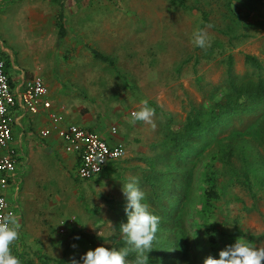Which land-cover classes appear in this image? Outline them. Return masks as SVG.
<instances>
[{"label":"rangeland","instance_id":"1","mask_svg":"<svg viewBox=\"0 0 264 264\" xmlns=\"http://www.w3.org/2000/svg\"><path fill=\"white\" fill-rule=\"evenodd\" d=\"M186 1L192 9L176 7L171 0H0V41L12 49L19 64L22 61L28 64L29 70L35 69L33 54L24 42L35 44L49 77L64 85L67 81L82 93L83 98L76 101L94 106L90 108L99 112L98 118H94L97 123H91L98 132H107L106 126L110 131L126 106L129 111H137L142 106L136 105L147 100L155 110L154 127L142 121L130 125L137 126L135 135L139 138L132 146L144 149L145 153L142 152L144 156L138 159L139 163L128 155L116 161L117 186L110 188L108 195L92 189L97 184L95 179L77 176L75 186L79 184L81 190H90L91 195L76 193L74 186H67L61 192L58 185L68 180L52 175L58 184L54 193L69 192L66 202L63 199L50 202L51 197L47 196L38 204L31 197L25 200L23 215L16 209L20 233L13 254H25L31 264H40L37 251L56 258L65 255L80 260L75 256L86 252L79 243L88 239L116 247L111 239L103 242L97 239L99 236L122 238L119 220L126 212L124 207H119L117 212L110 201L124 200V182L141 178L143 170L139 172V169L147 163L149 154L159 155L156 147L167 124L179 130L194 107L207 103L211 91L223 87L228 77L229 56L233 57L234 73L241 76L252 69L246 64V54L257 56L264 64V0ZM205 12L208 20L204 19ZM61 15L68 32L64 38L59 37L57 25ZM200 30L208 34L210 46L206 49L192 43L194 34ZM92 47L109 55L114 65L95 59ZM50 67H54V74ZM222 93L220 90L215 96L217 100L222 98ZM254 121L255 114L245 113L241 118L219 124L213 132L196 140L198 154L192 153L191 158L199 161L180 227L182 238L191 244L193 254L202 264L208 256L218 258L219 252L237 239L264 246V184L256 185L251 192L238 180L231 179L212 150L215 136L224 138L242 127L246 136L252 138L244 128H252ZM263 145L264 141L260 140L258 147L264 153ZM234 160L238 167L242 165ZM159 166L164 168L163 163ZM27 169L18 180L21 194ZM209 171L216 172L219 187L223 189L213 211L205 207L203 196ZM65 173L66 168L58 169V175L65 177ZM70 173L76 175L75 169L71 168ZM163 201L167 207L173 206L176 212H181L179 204ZM150 207L158 209L153 202ZM128 264L136 263L128 261Z\"/></svg>","mask_w":264,"mask_h":264},{"label":"trees","instance_id":"2","mask_svg":"<svg viewBox=\"0 0 264 264\" xmlns=\"http://www.w3.org/2000/svg\"><path fill=\"white\" fill-rule=\"evenodd\" d=\"M171 3L182 9H192L186 0H171ZM204 14V19L208 20L207 13ZM57 25L59 37H66L68 32L64 15L60 16ZM91 50L96 58L114 65L115 62L109 55L94 47ZM245 60L252 69L241 76L234 73L233 57L229 56L228 77L223 87L213 89L207 103L204 101L202 106L194 107L179 130H173L168 123L165 134L157 144L156 153L159 155L156 157L154 155L153 161L150 162L151 173H147L144 177L145 182L151 186L148 199L158 206L157 210L153 207L152 211L160 220L153 247L149 253H145L148 255V264H202L198 262L192 252L191 244L184 237L182 238L184 235L181 233L182 211L188 202L194 170L199 161L191 158L198 147L196 142L198 138L213 132L219 124L230 122L235 117L241 118L245 113L255 114L256 121L252 124V128H244L252 134V138L246 136L241 130L242 127L224 138L215 136L212 150L215 159L222 162L231 174V179L238 180L251 192L256 185L264 184V153L258 147L260 140L264 141V108H262L264 107V64L257 56L249 53L246 54ZM220 90L223 91L222 98L217 100L216 95ZM258 111L260 114H257ZM196 153L198 154V151ZM234 159L242 165L238 167ZM160 163H163L164 168L159 166ZM215 173L207 172L205 179L207 185L203 190L204 204L210 211L215 210L216 200L221 197L223 190L219 187L218 176ZM163 199H168L170 204H179L181 212H176L173 206L167 207ZM125 217L119 220V229L120 225L127 221ZM209 237L213 239L212 236ZM97 239L100 242L111 239L115 241L116 248L127 247L123 238L99 236ZM79 244L85 252L101 245L110 247L97 244L92 239ZM14 255L19 257L21 264H31L25 254ZM36 256L40 264H72L73 261L65 255L56 258L41 251H37ZM82 256V254L76 255L75 259H81ZM127 260L136 263V253L130 252Z\"/></svg>","mask_w":264,"mask_h":264},{"label":"crops","instance_id":"3","mask_svg":"<svg viewBox=\"0 0 264 264\" xmlns=\"http://www.w3.org/2000/svg\"><path fill=\"white\" fill-rule=\"evenodd\" d=\"M24 43L29 45L33 50H31L33 54L31 59L34 60L33 66L35 69L31 68V70H29L28 64L23 61L19 64L13 56L14 54L12 49L5 47L2 41H0V56L5 58L8 72L14 82L16 81L17 83L21 84L22 82L33 80L35 77L41 76L48 86L49 93L47 97L51 100L52 107L50 109L43 108L37 114H32L31 112L20 108H17V110L14 112L16 117L13 128L14 144L19 150L18 172L14 181L8 188L4 189L0 186V193L6 194L15 210V213L17 209L22 215V212L25 210V200L29 201L31 197L37 203L45 201L47 196L51 197L50 202L56 203L62 199L66 202L69 192L63 194L54 193L57 192L56 188L58 184H56V177H52V175L57 177L61 176L60 179L64 180L65 182L68 180L66 184L58 185V189L61 192H65L67 186L69 188L74 186L76 193L83 194V192H85L87 196L91 195L90 190H87V192H89L88 194L85 190H81V188H79V184L78 186H75L78 182L76 177L77 175H71L70 169L74 168L76 173L78 157L75 153L66 151L64 141L59 135V128L66 124L75 123L86 129L98 132L99 129L93 127L91 123L95 121V117L98 118L100 115L99 112L95 110V108L91 109L94 106L91 107V105L88 106L87 104L76 101L83 98L81 95L82 93L78 90L76 91L70 84H67V81L64 82L66 83L65 86L59 81L51 79L48 75L49 70H47L46 64L36 52V45L31 44L30 41H25ZM95 59L102 61L96 57ZM21 64H25V67H23ZM51 69L54 74V67ZM129 87L131 88V84H129ZM74 91L77 93L74 94ZM92 101L95 102V100ZM85 106L87 108L83 109ZM136 106L140 107L142 106V103L137 104ZM89 109L90 111H88ZM133 111L135 110L131 109L129 111V108L126 106L122 115L118 117V122L111 125L110 131L106 126L107 132L99 131L98 133L111 144L123 143L127 150L125 157L128 155L130 160L135 159L136 162L139 163L138 159H140L141 156H144V154H142L144 149H140V147L137 146H132L133 143L139 141L138 136L135 135L137 133V126L135 125L136 127L132 128L130 125H133V122L131 118L130 120L128 119V115ZM51 112H58L62 114L64 116V122L59 125L54 124L50 118ZM113 127H116V133L112 132ZM43 128H51L52 134L49 137H42L41 130ZM149 155L150 156H148L149 159L147 160V163H142L143 165L141 170L139 169V172H142L143 170V175L141 178H137V180L139 181V185H142L140 189L145 193V202L150 205V202L152 201L148 199V195L149 190H151V186L148 185L144 179L147 173H151V170H149L151 168L150 162L153 161L154 156L152 154ZM116 161L108 163L104 171L92 179H95L94 181L97 182L94 187L92 185V189L109 194L110 188L117 186L116 167L118 164H116ZM26 167H28L27 177L25 178L26 182L24 184L23 193L21 194L18 180H20V177H22L23 173L26 171ZM131 167H133V165ZM61 168H66L65 177L58 175V169ZM17 185L18 189L16 190L15 186ZM112 193L114 194V191H112ZM107 195L105 197H107ZM114 200V202L110 201L112 208H114V203L117 209L116 211L119 212V207H124L123 209L125 210L126 199L118 200V198H116ZM37 208L40 209V206L37 205Z\"/></svg>","mask_w":264,"mask_h":264},{"label":"built area","instance_id":"4","mask_svg":"<svg viewBox=\"0 0 264 264\" xmlns=\"http://www.w3.org/2000/svg\"><path fill=\"white\" fill-rule=\"evenodd\" d=\"M3 45V44H2ZM49 89L41 76L20 83L11 78L7 63L0 56V186L8 188L18 172L19 150L14 144L15 110L25 109L37 114L41 109H50L52 102L48 99ZM54 124H62L64 116L51 112ZM116 133V127L112 128ZM51 128L41 130L42 137H49ZM59 135L64 141L67 152L78 157L76 175L80 179H91L99 175L108 163L125 157L127 150L123 143L111 144L98 132L86 129L78 124L70 123L59 128ZM98 156H103L100 163ZM18 189V185L15 186ZM9 213L15 216V210L4 193H0V220Z\"/></svg>","mask_w":264,"mask_h":264},{"label":"clouds","instance_id":"5","mask_svg":"<svg viewBox=\"0 0 264 264\" xmlns=\"http://www.w3.org/2000/svg\"><path fill=\"white\" fill-rule=\"evenodd\" d=\"M192 43L197 48L206 49L210 46L207 32L197 31ZM154 115L155 110L145 100L139 110L131 113V120L152 124L154 127ZM97 160L102 163L104 158L98 156ZM122 191L126 199L127 221L120 225V233L127 247L110 248L101 245L89 249L80 260H73L72 264H128L127 257L130 252L136 253V264H148V255L145 253H149L153 247L158 232L159 217L145 202V193L140 189L136 178L124 182ZM19 233L20 225L13 214L9 213L0 220V264H21L19 257L12 252L15 242L19 239ZM76 239L79 237L77 236ZM204 264H264V246L257 247L237 239L234 244L222 249L218 258L208 256Z\"/></svg>","mask_w":264,"mask_h":264}]
</instances>
